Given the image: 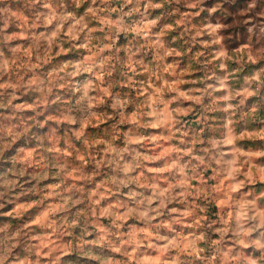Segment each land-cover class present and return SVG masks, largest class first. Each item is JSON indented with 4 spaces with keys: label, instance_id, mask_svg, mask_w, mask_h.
<instances>
[{
    "label": "rangeland",
    "instance_id": "obj_1",
    "mask_svg": "<svg viewBox=\"0 0 264 264\" xmlns=\"http://www.w3.org/2000/svg\"><path fill=\"white\" fill-rule=\"evenodd\" d=\"M0 264H264V0H0Z\"/></svg>",
    "mask_w": 264,
    "mask_h": 264
}]
</instances>
